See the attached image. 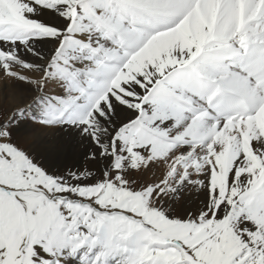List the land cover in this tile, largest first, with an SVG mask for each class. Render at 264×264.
<instances>
[{"label":"snow or ice","instance_id":"6c2138e0","mask_svg":"<svg viewBox=\"0 0 264 264\" xmlns=\"http://www.w3.org/2000/svg\"><path fill=\"white\" fill-rule=\"evenodd\" d=\"M0 264H264V0H0Z\"/></svg>","mask_w":264,"mask_h":264}]
</instances>
